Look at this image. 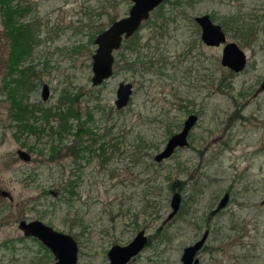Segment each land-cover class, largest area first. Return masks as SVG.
I'll return each mask as SVG.
<instances>
[{"label":"rangeland","instance_id":"rangeland-1","mask_svg":"<svg viewBox=\"0 0 264 264\" xmlns=\"http://www.w3.org/2000/svg\"><path fill=\"white\" fill-rule=\"evenodd\" d=\"M23 1L30 9L22 19L36 20L40 38L27 60L36 73L31 100L50 106L64 91L77 95L81 115L91 109L95 148L103 143L107 155L114 153L103 160L97 149L89 159L77 160L81 167L68 173L77 179L71 202L60 193H46L51 179H26L27 168L46 163L49 152L42 147L49 146V136L41 135L38 144L35 135L17 131L9 117L8 46L0 21V188L12 193L9 199L0 195V206L6 207L0 216L6 219L0 221V264L52 263L36 240L19 238L21 218H39L71 233L78 243L77 264H107L109 245L129 241L141 228L152 243L133 264H182L183 247L208 226L199 264H264V90L256 92L264 78V0L164 1L138 30L139 51L125 47L124 40L114 51L113 74L96 86L91 83L93 39L112 17L127 14L132 1ZM203 13L246 51L243 71L222 65V44L201 41L194 16ZM160 23L159 33L154 24ZM150 57L152 63L143 65ZM121 80L132 82L133 91L129 103L117 108ZM43 82L50 89L45 100ZM190 112L198 119L189 145L157 161L155 154ZM76 142L74 133L65 134L63 143ZM18 148L27 150L30 160L20 158ZM71 162L66 156L48 163ZM175 191L182 199L169 219ZM226 191V206L207 219ZM14 233L16 240L6 243Z\"/></svg>","mask_w":264,"mask_h":264},{"label":"trees","instance_id":"trees-1","mask_svg":"<svg viewBox=\"0 0 264 264\" xmlns=\"http://www.w3.org/2000/svg\"><path fill=\"white\" fill-rule=\"evenodd\" d=\"M161 7L162 4L159 5V8ZM29 9V5L23 0H0L2 37L8 46L4 84L10 101L9 117L16 122L17 131L35 135L37 141L35 142L38 144L41 142V135L47 134L49 136V146L42 147L47 148L45 151L49 152L46 163H38L27 168L24 172L26 179L30 178V180L35 181L38 178H43V176L51 179L45 185L50 187L44 188L46 193H50V190L53 189L55 192L60 193V196L70 197L71 202L74 194L77 193V179H74L72 174L68 173L69 171L70 173L74 172L76 166L81 167L77 160L81 158L89 159L97 149L100 150L102 159L107 160L113 156L114 151L112 150L111 154L107 155L103 143L95 148V131L88 125L91 109L86 108L83 117L75 104L76 99H78L77 95L64 91L58 97V101L50 106L31 100V93L36 86L34 77L36 73L33 66L27 63V60L31 57L35 46L40 43V38L36 20L24 21L22 19ZM116 18L112 17L111 22ZM154 25L160 28V33L163 23ZM239 27L242 31L244 28L247 31V27ZM137 32L129 39H125L127 43L124 45L135 52L139 51V47L136 45L137 39H134ZM152 37L153 35L148 38L151 39ZM122 54L121 50L120 55L122 56ZM136 55L139 56V54ZM146 62L147 65L151 64V57L142 64L144 65ZM132 66H135V64H132ZM70 132L77 136V142L63 143L65 134ZM29 148L36 149L38 152L41 151V148L32 144L29 145ZM66 156H72L74 163H48L53 162L56 158L58 160ZM67 166H69V170L66 174Z\"/></svg>","mask_w":264,"mask_h":264},{"label":"water","instance_id":"water-1","mask_svg":"<svg viewBox=\"0 0 264 264\" xmlns=\"http://www.w3.org/2000/svg\"><path fill=\"white\" fill-rule=\"evenodd\" d=\"M132 4L128 13L114 19L107 27L98 32L93 42L96 48L92 53L91 62V83L101 84L106 78L113 74L114 51L121 47L123 40L133 35L146 20L151 11L165 0H131ZM196 21L201 26V37L208 45H219L224 43L221 54V63L234 71L241 70L246 63V53L235 41H226V35L221 25L212 21L208 13L195 16ZM264 88V81L258 90ZM133 91V84L130 81L121 80L116 88V98L114 103L117 108L126 106L130 101ZM50 93L49 85L43 82L41 87V97L47 99ZM196 113L189 114L182 128L169 136L164 147L155 154L157 161L169 157L176 146H184L189 143L187 135L190 128L196 122ZM17 154L24 160H30L31 154L24 148H18ZM5 194L6 192L3 191ZM229 192H225L220 198L216 208L218 210L225 206ZM181 203V193L175 191L172 194L170 205L171 211L168 218L172 217L179 209ZM19 227L26 235H34L48 246L57 261L54 264H76L78 258V245L73 236L69 233L54 229L51 225L36 219H21ZM208 230L195 242L183 247L181 253L182 264H198L199 258L196 256L197 250L206 240ZM147 236L144 230H139L126 244L116 243L109 250L110 264H128L131 256L137 254L145 245Z\"/></svg>","mask_w":264,"mask_h":264},{"label":"flooded vegetation","instance_id":"flooded-vegetation-1","mask_svg":"<svg viewBox=\"0 0 264 264\" xmlns=\"http://www.w3.org/2000/svg\"><path fill=\"white\" fill-rule=\"evenodd\" d=\"M163 3V2H162ZM161 4V3H160ZM156 7H159V5L158 6H156ZM155 7V8H156ZM154 8V9H155ZM153 9V10H154ZM152 10V11H153ZM151 11V12H152ZM151 14V13H150ZM210 16V15H209ZM150 17V16H149ZM148 17V18H149ZM147 18V19H148ZM210 18H211V16H210ZM212 19V18H211ZM194 20H195V22L197 23V25L199 26V28H200V39H201V41L204 43V44H206V45H208L207 43H205V41L202 39V37H201V26H200V24L196 21V19H195V16H194ZM212 21H214L213 19H212ZM214 22H216V21H214ZM216 23H218V22H216ZM218 24H220V23H218ZM221 25V24H220ZM239 26H242V25H240L239 24ZM221 27H222V25H221ZM140 29V28H139ZM138 29V30H139ZM222 29L224 30V28L222 27ZM224 32H225V35H226V31L224 30ZM243 32V31H242ZM244 34V33H243ZM248 34H252V32L251 33H247V35ZM132 36V35H131ZM130 36V37H131ZM130 37H127V38H125V39H129ZM124 39V40H125ZM199 39V38H198ZM123 40V41H124ZM226 41H228L227 40V36H226ZM222 44V48H223V46H224V43H221ZM220 45V44H219ZM239 45V44H238ZM121 46H122V44H121ZM214 46H218V45H214ZM240 46V45H239ZM242 48V47H241ZM243 49V48H242ZM244 50V49H243ZM245 51V50H244ZM245 53H246V51H245ZM222 54V53H221ZM248 58H249V56L247 55V53H246V63H245V66L241 69V70H239V71H234V70H232V71H234V72H236V73H239V72H241V71H243L245 68H246V66H247V64H248ZM263 81H264V78L262 79V81H261V83L259 84V86L257 87V90H256V92H260V91H262V90H264V88L263 89H261V90H258L259 89V87L262 85V83H263ZM94 86H96V85H94ZM191 113H194V112H190V113H188V115L189 114H191ZM197 114V113H196ZM187 115V116H188ZM197 116H198V114H197ZM198 119V118H197ZM184 121H185V119H184ZM184 121H183V124H184ZM197 121V120H196ZM196 123V122H195ZM194 123V124H195ZM183 124H182V126H183ZM193 127V126H192ZM191 127V128H192ZM182 128V127H181ZM190 128V129H191ZM179 131V130H178ZM178 131H176V132H178ZM190 131V130H189ZM176 132H174V133H176ZM174 133H172V134H174ZM171 134V135H172ZM170 135V136H171ZM188 135H189V132H188ZM188 135H187V138H188ZM169 138V137H168ZM188 141H189V139H188ZM189 145V143L187 144V145H184V146H176L175 148H174V151L177 149V148H179V147H185V146H188ZM173 151V152H174ZM172 152V153H173ZM3 191L4 192H6L5 194L3 193ZM50 192H53V194H56V192H55V190H53V189H51L50 190ZM12 193L8 190V189H4V188H0V195H1V197H5V198H12V195H11ZM229 198H230V193H229V196H228V199H227V202H226V204L228 203V200H229ZM181 199H182V197H181ZM220 200V199H219ZM263 201H264V199H263ZM219 202V201H218ZM218 204V203H217ZM226 204H225V206H226ZM217 206V205H216ZM216 206L214 207V208H212V209H210V212H209V216H208V218L207 219H211L215 214H217L219 211H221L224 207H222V208H220V209H218V210H215V211H213L215 208H216ZM6 207H4L3 208V206L1 205L0 206V216L3 214V212H4V209H5ZM175 215V214H174ZM173 215V216H174ZM172 216V217H173ZM167 218H168V215H167ZM171 218V217H170ZM169 218V219H170ZM21 219H25V218H21ZM21 219H19V221L21 220ZM33 219H36V218H33ZM39 219V218H38ZM5 221L6 219L5 218H0V221ZM26 220H30V219H26ZM41 220V219H40ZM19 221H18V223H17V227H18V229H19V231L21 232V236H19V238H22V237H26V238H33L34 240H36L37 241V243H39V244H41V246L43 247V249H44V251H48V253L50 254V258L47 256V255H49L48 253H46V252H43V254H42V256L46 259V257L48 258L47 259V261L48 260H50V261H52V263L51 264H54L56 261H57V258L55 257V255L53 254V252H52V250L48 247V246H46L40 239H38L36 236H34V235H31V234H29V235H26V234H24V232H23V230L19 227ZM44 222V221H43ZM50 225V224H49ZM54 228V227H53ZM55 229V228H54ZM139 230H144V233L146 234V236H147V241H146V243H145V245H144V247L137 253V254H135V255H133V256H131L130 257V259L128 260V264H133L136 260H137V258L138 257H140V255H141V252L143 251V250H145L148 246H150V244L152 243V240H151V234H149V233H147L146 232V229H143V228H141V229H138L137 230V232L139 231ZM206 230H208V234H207V236H206V240H207V238H208V236H209V234H210V227L208 226V227H206V228H204V230H203V233L206 231ZM62 232H64V231H62ZM136 232V233H137ZM66 233H69V232H66ZM135 233V234H136ZM203 233H202V235H203ZM69 234H71V233H69ZM72 235V234H71ZM201 235V236H202ZM73 236V235H72ZM73 238L76 240V238L73 236ZM200 238V237H199ZM198 238V239H199ZM132 239V238H131ZM130 239V240H131ZM14 240H16V236H15V233L13 234V235H11V237H9L8 236V238H7V240L5 241L6 243H9V242H14ZM129 240V241H130ZM197 240V239H196ZM195 240V241H196ZM206 240H205V242L203 243V245L200 247V249H198L197 250V253H196V256H198V252L201 250V249H203V248H205V243H206ZM129 241H127V242H129ZM194 241V242H195ZM76 242H77V240H76ZM127 242H125V243H120V244H126ZM193 243V242H192ZM114 244H116V243H112L111 245H109V247L107 248V250H106V261H107V264H110V258H109V255H108V253H109V250H110V248L112 247V245H114ZM191 244V243H190ZM77 245H78V243H77ZM199 258V257H198ZM77 261H78V258H77ZM76 264H77V262H76ZM198 264H199V262H198Z\"/></svg>","mask_w":264,"mask_h":264}]
</instances>
